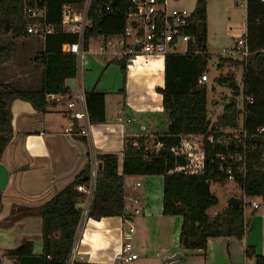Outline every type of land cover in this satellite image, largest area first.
Returning <instances> with one entry per match:
<instances>
[{
    "label": "trees",
    "instance_id": "trees-1",
    "mask_svg": "<svg viewBox=\"0 0 264 264\" xmlns=\"http://www.w3.org/2000/svg\"><path fill=\"white\" fill-rule=\"evenodd\" d=\"M40 1L46 8L44 22L52 27V32L43 37L42 49L36 52L35 62L41 67L40 87L26 90L0 79V160L12 138L11 102L25 100L36 111L44 112L49 104L48 96L70 94L71 88L66 82L77 76L78 57L64 51L63 45L77 44L79 35L63 30V6L70 5L76 11H83L87 0H0V33L31 36L26 33V27L34 19L25 15V7H35ZM111 1L90 0L83 35L84 50L92 41L123 33L132 4L130 0H116L111 5ZM206 6L207 0H195L188 23L183 26L184 33L191 37L187 51L168 54L164 58L163 87H157L156 92L162 98L167 130L155 135L152 146L146 143L144 137L126 138L121 168L115 152L94 155V161L102 166L95 171L94 189L86 213L88 219L96 221L125 216L123 208L131 198L125 177L162 176V214L181 218L178 244L188 250L203 251L209 238L240 239L244 236L243 207L227 206L213 217L208 216L207 210L218 204L209 183H224V176L209 158L202 174L173 171L185 164L183 157L171 152L181 135L219 134L224 128H237L241 120L250 136V147L245 174L236 176L234 183L241 191L240 197L264 198V132L257 134L256 131L264 128V5L260 0H246V37L250 55L245 60H234L233 57L222 59L228 65L242 67L243 86L240 90L233 74L220 76L219 81L228 84L232 96L227 101L223 100L227 104L222 106V112L213 125L208 118L206 84L198 82L207 71ZM16 46L14 41L0 45V64L14 58ZM115 63L125 76V63ZM240 95L241 107L236 102V97ZM83 96L88 123H105V94L92 89L84 91ZM246 97H252L253 103L248 104ZM240 116H243L242 119ZM76 136L86 139L84 135ZM134 141L139 147L133 146ZM157 142L161 145L160 149L151 153L146 145L153 149ZM215 147L208 155L219 150ZM91 173L89 158L82 171L48 201L37 206L12 205L8 216L0 221V227L9 228L27 217L41 218L42 252L34 254L33 242L24 239L17 247L4 250L3 258L11 264H68L83 217V208L78 205L86 198V194L78 191L77 187L86 185L92 178ZM1 193L0 190V199ZM246 257L253 258L254 264H264V254H257L253 247H247ZM72 264L87 263L76 260Z\"/></svg>",
    "mask_w": 264,
    "mask_h": 264
},
{
    "label": "crops",
    "instance_id": "crops-1",
    "mask_svg": "<svg viewBox=\"0 0 264 264\" xmlns=\"http://www.w3.org/2000/svg\"><path fill=\"white\" fill-rule=\"evenodd\" d=\"M165 3L167 7L166 0ZM206 18L208 42L207 6ZM6 41H14L17 45L16 50L18 46H21L23 49L36 50V52L42 49L43 44L41 37L14 36L10 32L0 33V45ZM92 44L93 42L90 43L88 52L93 49ZM88 52L87 55L92 56ZM83 59L81 62L78 59L77 76L72 79L76 91L71 89V93L67 95L48 96L49 104L44 112L36 111L25 100L15 99L11 102L12 138L0 160V163L8 169L10 176L5 189L1 190L0 221L8 216L12 205L37 206L48 201L82 171L89 158L92 169L93 167L97 169V162L93 159L96 153L115 152L118 154L119 168H121L126 138L144 137L146 143H152L156 134L167 130L168 121L163 114L162 98L156 92L157 87H163L164 60L152 59L149 63H137L127 68L124 76L116 63H91L90 60L83 63ZM24 65L14 59L0 64V79L13 82L18 87L32 85L29 79L21 81L24 79L22 76L25 71ZM34 65L41 73V67L36 63ZM92 89L105 94L106 122L91 125L88 122L73 119L71 131L68 132L67 129L70 128L68 114L72 110L80 109L77 103L73 108L68 107V104L75 102L78 93ZM83 130L88 131L85 140L76 136ZM127 177L140 176H126L125 181ZM136 182L138 180L134 181L132 194L129 193V195L138 204L145 205L142 206L144 212L149 205L143 195L141 198L134 193V190L139 187H135ZM140 184V186L143 185L142 182ZM85 200L86 198L81 203L83 206ZM215 214L217 213L208 214V216L213 217ZM131 218L130 216L129 219ZM123 225L122 217L102 218L96 221L88 219L83 212L74 242L73 261L104 264L106 257L110 259L115 257L116 261H119L122 240H125ZM41 230L42 220L39 217L21 219L9 228L0 227V257L3 258L4 250L17 247L24 239L33 242L34 254H40L42 252ZM176 236L178 244V233ZM244 237L245 234L240 239ZM219 238L226 237L209 238L205 251H193L214 260L216 252L212 244L219 242L217 240ZM243 246H238V249ZM247 247L242 248L244 257H246ZM226 248L231 255L229 244ZM161 250L165 252L166 247L162 246ZM138 260L139 257L133 262Z\"/></svg>",
    "mask_w": 264,
    "mask_h": 264
},
{
    "label": "rangeland",
    "instance_id": "rangeland-1",
    "mask_svg": "<svg viewBox=\"0 0 264 264\" xmlns=\"http://www.w3.org/2000/svg\"><path fill=\"white\" fill-rule=\"evenodd\" d=\"M169 9H181L191 13L194 9L195 0H166ZM208 7V42H207V112L212 125L222 112L221 103L232 96L228 84L219 81L220 76L233 74L235 83L242 89V67L226 63L222 59L233 57L239 60L238 56L223 53L224 49L233 48L238 37L245 33L246 28V0H207ZM73 8L65 9V15L70 19L81 14ZM7 42V41H6ZM4 42V43H6ZM94 46V41H92ZM3 43V44H4ZM183 48V45H179ZM36 50L23 49L18 46L14 60L24 63V79L31 80L32 85H21L26 90H36L40 87L41 73L35 67ZM86 58V59H85ZM90 60L91 63H106L95 56L85 54L83 63ZM115 63V62H111ZM29 76V77H28ZM237 104L242 106V96L236 97ZM241 119V116H240ZM152 146V143H148ZM264 158V157H263ZM138 180L143 183L134 190L135 194L143 197L149 205L145 211L132 212L131 219H124L125 241L132 244L133 252L137 253L139 260L127 264H254L253 258L244 257V246L253 247L257 254H264V198H249L248 202L258 204L257 209L247 205L243 209L245 223L244 239L219 238V242L212 244L215 248L216 257L205 258L197 251L188 250L177 244V236L180 231V218L178 216H165L161 213L162 198V177L158 175H146L140 177H127V192L132 194L133 183ZM211 192L218 198V204L208 209L209 215L221 212L231 197H240L239 187L234 182H210ZM143 195V196H142ZM139 198V197H138ZM129 205L133 206L130 202ZM138 206L142 207V203ZM145 206V205H144ZM143 206V207H144ZM133 227L134 232L129 233L128 229ZM124 240H122L123 245ZM245 243V245H244ZM230 246L231 255L228 254L226 246ZM244 245V246H243ZM165 246L166 251L162 252L161 247ZM238 246H243L238 249ZM121 249L119 254L121 255ZM159 252V253H158ZM166 254V255H164ZM118 255V256H120ZM168 257V259H166ZM5 264H11L4 259ZM104 264H124L116 261V258L106 257Z\"/></svg>",
    "mask_w": 264,
    "mask_h": 264
},
{
    "label": "built area",
    "instance_id": "built-area-1",
    "mask_svg": "<svg viewBox=\"0 0 264 264\" xmlns=\"http://www.w3.org/2000/svg\"><path fill=\"white\" fill-rule=\"evenodd\" d=\"M132 7L127 14L126 26L122 34L100 38L95 42L91 51L83 48V35L87 25V10L90 0L86 1V6L81 14L70 19L65 15V9L68 5L63 6L62 28L64 31L77 33L79 41L77 44L63 45V50L77 55L80 62L85 54L90 53L92 56L99 58L101 61L125 63L126 68H131L137 63H149L152 59L164 60L168 54L185 53L187 51V43L191 37L184 33L183 26L188 23L191 13L181 9H169L166 7L165 0H130ZM264 5V0H260ZM25 15L34 19L26 27V33L31 36L43 38L46 34L52 32V27L44 22L46 8L40 1L35 7L26 6ZM182 44L183 48L179 45ZM223 53L238 56L240 59H247L250 55L247 43L246 30L245 33L238 37L233 48L224 49ZM208 77L204 73L198 80L199 84H206ZM248 104L253 103L252 97H246ZM79 104L78 111H70L68 114L71 131L72 120H82L88 122L87 112L85 109L84 96L80 92L76 96L75 102H70L68 107L73 108L75 104ZM243 116H241L242 119ZM257 134L264 132V128L260 127ZM78 135H88V131H81ZM250 136L248 131L244 129L242 122L237 128H224L219 134H186L181 135L179 143L171 149L174 155L183 157L185 164L176 167L173 171L183 172L185 174L199 175L206 169L209 158L217 168L220 174H223L225 182H234L236 176H243L246 171ZM133 146L139 147L138 142L134 141ZM160 143H155L153 149L146 145L147 149L153 153L160 149ZM219 150L213 154H209L214 147ZM215 147V148H216ZM209 151V152H208ZM96 167L92 169V178L86 185H79L78 191L86 194V200L83 206L84 214L91 200L94 189V175ZM140 182L135 183V187L140 186ZM240 205L243 209L250 205L254 210L259 206L257 203L248 202V198L242 195ZM123 208V219H129L132 212L142 211V207L138 206L134 198L129 199ZM129 233H133V227L128 229ZM121 255L118 256L121 263L127 264L138 259V254L133 252L132 244L129 241L123 242ZM74 257V249L70 254L68 264H72ZM0 264H5L3 258L0 257Z\"/></svg>",
    "mask_w": 264,
    "mask_h": 264
},
{
    "label": "water",
    "instance_id": "water-1",
    "mask_svg": "<svg viewBox=\"0 0 264 264\" xmlns=\"http://www.w3.org/2000/svg\"><path fill=\"white\" fill-rule=\"evenodd\" d=\"M116 2V0H112L111 1V5H114ZM66 84L72 89V91H76L75 88V83L73 80H68L66 82ZM227 104V102H222L221 105L225 106ZM101 163H97V169L100 170L101 169ZM9 171L8 169L5 167V165H3L2 163H0V190H4L6 187V184L8 182L9 179ZM240 205V198L239 197H231L228 201V206H239ZM79 208H83V204H79L78 205ZM86 215V214H85Z\"/></svg>",
    "mask_w": 264,
    "mask_h": 264
},
{
    "label": "bare ground",
    "instance_id": "bare-ground-1",
    "mask_svg": "<svg viewBox=\"0 0 264 264\" xmlns=\"http://www.w3.org/2000/svg\"><path fill=\"white\" fill-rule=\"evenodd\" d=\"M240 206V205H239Z\"/></svg>",
    "mask_w": 264,
    "mask_h": 264
}]
</instances>
